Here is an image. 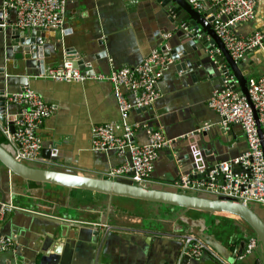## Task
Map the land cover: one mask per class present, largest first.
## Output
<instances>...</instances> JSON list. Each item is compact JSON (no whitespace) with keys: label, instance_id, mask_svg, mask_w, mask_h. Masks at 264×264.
Wrapping results in <instances>:
<instances>
[{"label":"crops","instance_id":"0c3cea01","mask_svg":"<svg viewBox=\"0 0 264 264\" xmlns=\"http://www.w3.org/2000/svg\"><path fill=\"white\" fill-rule=\"evenodd\" d=\"M82 1L66 0L63 28L62 30L49 29L44 31L47 35L45 43L49 42L53 46L60 41H66L69 43V47L77 46L91 51L94 50L97 37L101 36L108 59L95 61L93 65L97 70H101L99 73L104 74L109 73L114 68L134 65L146 57L153 48L159 47L157 40L160 37L159 30L161 27L157 24L155 16L159 8L150 4V1L88 0L86 7ZM213 9L214 6L211 2V4H206L204 12L209 16V12ZM77 12H81L80 17H76ZM255 30L261 31L264 36V0H258L252 20L238 22L233 29L235 34L242 37L251 35ZM166 37L167 35H165ZM216 51L220 54L218 49ZM58 54L59 52L56 53L54 49L51 56L55 57ZM242 61L247 66V69L242 68V72L249 74L248 82L264 73V52L262 50L256 49L248 52ZM53 65H58L57 57H55ZM30 81L31 87L39 92L46 101H51L56 105L54 112L46 117L38 128V135L43 141H54L62 146L59 149L61 156H58L56 160L41 156V159L36 162L37 164L50 167H71L78 172L102 176L108 175L110 166H118L127 159L126 157H119L115 152L96 155L93 153L94 151L91 150L90 152L88 149L90 124L92 122L111 124L120 115L110 81L56 82L40 77H32ZM158 87L160 89L158 100L145 112L129 113V121L146 123L153 121L154 129L160 128L163 132L168 130L169 135L185 132L194 126L197 128L204 122L213 123L214 125L210 130L213 134L212 140L222 137L225 146H220L215 141L217 153H219L216 156L201 155L204 165L213 163L215 158L223 157L226 159L228 155L232 156L241 151L242 146L236 148L234 145L238 139L244 138L242 132L237 128L238 125L234 124L230 131H225L219 125L220 116L207 105L213 92L211 83L208 81L197 82L196 84L187 83L186 77L180 76L176 66L173 65L163 71ZM124 93L132 101V95L127 90H124ZM170 123H175L176 127H170L168 125ZM0 139L4 140L2 133H0ZM146 141L147 134L144 128L138 129L135 142L144 144ZM240 142L242 144V141ZM196 162L197 159L193 158L187 163V168L192 167L193 164L195 166ZM168 167L169 163L166 156L157 152L155 167L153 165L152 171L155 181L162 182L161 180H165L171 175ZM182 169L186 170V167L183 166ZM48 188L49 185H46L45 189ZM50 190H55V193L47 200L33 198L29 200L35 203L32 211L35 213L39 211L41 214L55 217H61L63 213L73 215L76 211L80 214L82 219L80 221L94 225L100 221V214L102 215L108 209V202L115 203L114 210L107 213V221L110 225L108 229L113 228L112 233H108L106 239L100 235L103 242L100 245V252L97 254V264H172L178 258L176 240L169 241V239L164 238L160 243L156 237L150 235V233L158 235L154 231L131 234L132 226L141 229L150 222L161 225L164 220L168 227L167 231L172 234L171 232L178 223V208L173 209L162 204L123 197L109 198L102 193L82 190L68 192L60 190L59 187ZM57 190L62 192L61 196L57 195ZM41 191L40 197H42ZM46 194L49 196L48 193ZM251 205L264 207L258 203H251ZM21 206L29 208V205ZM193 217L195 219L204 217L206 223L216 227L219 232L222 229H228L232 238L238 237V241L242 239L240 229L234 224L236 219L229 214L200 212L197 215L194 214ZM15 221L18 222V219L13 217L12 211L0 222V228L7 232L10 223L15 224ZM236 221L243 224L242 220L237 219ZM113 224H117L119 227L116 228ZM19 225L25 227L24 229L20 227L21 230L18 234L21 244L27 247L26 250H29L33 247L34 240L39 234L32 231L28 223L23 224L22 220L19 221ZM113 230L117 231L113 232ZM219 235L221 240L232 250L236 244L235 241L226 235ZM129 236L132 237L128 238ZM147 237H151V239L148 241ZM247 239L248 237L243 246ZM61 242L58 246L51 244L48 247V261L44 264H81L86 259L87 264H89L88 261L92 257V252L94 253L96 250L91 251L84 246L88 243H80L79 246H76L75 241L71 245H65L64 239ZM8 251L0 252L1 264H9L10 257L14 256L11 251ZM207 253L209 255H205L199 264H223L220 260L224 259L222 256L218 254L219 259L211 253ZM180 254L181 252H179V256H181ZM262 257L261 248L257 245L253 252L246 254L241 260H234V264H263ZM26 259L29 264L30 262L39 264V257L34 262L28 257Z\"/></svg>","mask_w":264,"mask_h":264},{"label":"water","instance_id":"95a60500","mask_svg":"<svg viewBox=\"0 0 264 264\" xmlns=\"http://www.w3.org/2000/svg\"><path fill=\"white\" fill-rule=\"evenodd\" d=\"M87 1H82L85 7L87 6ZM148 1L156 8H159L155 16L157 24L161 28L159 30L160 37L157 40L159 47L155 48L160 49L173 58V62L168 68L175 65L180 76L186 77L187 83L196 84L197 82L208 81L211 83L212 90L219 89L223 82L224 73H229L236 79L233 88L239 94L244 95L251 103L247 91L249 74L242 72V68L247 69V66L242 61L243 59L235 61L230 56L222 40L215 33L213 26V12L215 8L209 12V16L204 12L206 4H211V0ZM195 1H201L203 7L201 9L194 8L193 2ZM1 3L2 0H0V127L2 125L4 126L6 121H8L9 131L13 132L14 128L11 120L13 115L19 110V106L7 104L3 97L5 92L21 93L26 87H31L30 78L38 77L46 67L55 66L53 65L55 57L58 58V65L62 64L65 58H69L74 67L90 75L101 71L94 67L93 62L106 61L108 55L101 36L97 37L94 50L91 51L77 46L69 47V43L66 41H60L53 46L49 42L45 43L44 41L47 35L43 30L24 31L12 25L15 21L14 10L10 11L7 24L3 26ZM80 15L81 12H77L76 17H80ZM231 27L233 30L236 26L233 25ZM165 35L167 37L170 36L169 38L171 39L169 40L167 37L166 39ZM54 49L56 53L59 52L55 57L51 56ZM216 49L219 50L220 54ZM86 81L90 80L83 82ZM91 81L97 82V80ZM47 102L56 107L55 103L51 101ZM117 108L120 114L118 103ZM147 110L148 108L133 109L131 112H145ZM157 114L159 113L157 112ZM254 114L256 116V112ZM118 121H121V114L113 123ZM95 124L99 123L92 122L90 124V143L88 144L90 152L92 150L91 127ZM174 124L170 123L168 125L170 127H176ZM154 127L153 121L148 123L149 129H154ZM237 128L243 135L241 125L238 124ZM210 130L196 131L194 126L185 132L174 135H169L168 130L166 132L164 130L163 133L166 138L173 139L172 144L170 148L161 147L157 152L163 153L168 159V170L171 175L166 177L165 180H161L162 182H159L155 181L152 172L149 181L145 183H137L128 177L99 176L78 172L71 167H50L37 164L36 162L20 161L15 157L14 147L7 140L6 136L3 135L4 140L0 139V199L4 202H12L19 206V208L13 210V217L17 218L18 222L15 221V224L10 223L7 232L3 228H0V236L12 237L14 240V246L9 250L14 256L10 257L9 264H29L26 257L33 262L39 257V264H44V262L48 261V247L51 244L52 246L54 244L55 246L60 245L63 239L64 243H66L65 245H71L75 241L77 243L76 246H79L78 244L80 243H88V245L84 246L91 251L97 250L98 248L97 253L96 250L94 253L92 252V257L90 254L91 259L88 261L89 264H97V254L100 252V245L103 242V238L100 239V235H103L106 239V235L112 233L111 230L113 229L105 228L101 224L108 223L107 213H111L114 210L116 207L115 203L112 201L108 202V209L102 215L100 214V221L94 225L80 221L82 219L76 211L73 215L63 213L61 217L49 216L47 214H41L39 211L37 213L32 211L35 203L29 200H32V198L47 200L48 197L55 193V190H50L51 188L54 189V187H59L62 191H89L105 194L109 198L115 196L123 197L162 204L170 206L173 209L178 208V223L173 229V232H171L172 234H169L170 232L167 231L168 227L164 223L165 220L161 225L150 222L147 226L141 228L142 230L132 226L133 230L131 231V234L154 231L158 235L151 233L150 235L156 237L157 239H154L160 243H162V239L164 240V238L169 239V241L176 240L178 247L176 254H178V258L172 264H199L205 255H209L207 252H204L198 258H193L187 254H180L181 256H179V252H181V236L188 233L197 236L211 246L217 254L232 264H234L235 250L241 252L245 239L253 235L258 241V247L260 246L261 248L264 264V207L243 204L227 196L215 195L203 191L192 192L174 186V183L178 181L180 176H187L190 179L200 177L203 173L206 174L217 162L233 158L247 149L245 139H238L234 145L236 148L242 146L239 153L232 156L228 155L226 159L223 157L215 158L213 163L207 165L202 164L203 157L201 155L216 156L219 153H217L215 141L220 146H225L222 137L220 139L217 138V140H212L213 134ZM144 131L147 134L145 128ZM0 133H2L1 130ZM240 141H242V144ZM41 145L42 158L56 160L58 156H61L59 149L62 146H59L57 142L41 140ZM92 152L97 155L100 153L111 154L114 151L102 152L92 150ZM126 158L128 160L130 159L129 154L126 155ZM193 158L197 159L196 165L194 166L193 164L192 167L187 168V163L192 161ZM155 160L153 161L154 167ZM183 166L186 167V170L182 169ZM198 168L203 170V173H200ZM46 185H49L48 189H45ZM40 191L42 197L39 195ZM61 194L62 192L57 190V195L61 196ZM21 205H29V208ZM200 212L209 214L226 213L233 216L236 220H242L243 224L234 219L236 221H234V224L241 231L242 239L238 241V237L232 238L228 229H222L219 232L216 227L214 228L211 224H207L204 217L195 219L193 217L194 214L197 215ZM20 220H22L23 224L28 223L30 229L39 234L34 240L33 247L29 250H26L27 247L21 244L20 235H18L21 228H25L23 225H19ZM113 225L116 228L119 227L117 224ZM219 234L221 236L226 235L235 241L236 244H234L232 250L221 240ZM131 237L129 236L128 238ZM149 239L151 237H147L148 241ZM30 264L32 263L30 262ZM81 264H87V259Z\"/></svg>","mask_w":264,"mask_h":264},{"label":"built area","instance_id":"2783aa9c","mask_svg":"<svg viewBox=\"0 0 264 264\" xmlns=\"http://www.w3.org/2000/svg\"><path fill=\"white\" fill-rule=\"evenodd\" d=\"M211 2L215 8V33L235 61L242 60L248 52L256 49L264 52V36L261 31L255 30L251 35L242 37L235 34L231 27L238 22L252 20L258 0ZM1 5L3 26L7 24L10 11L14 10L15 21L12 25L19 30H62L66 0H2ZM193 7L201 9L202 2H193ZM172 62L173 58L169 54L155 48L134 65L113 69L107 74L89 75L74 67L71 59L65 58L60 65L46 67L38 77L56 82L110 81L121 121L93 125L91 148L102 152L114 151L124 158L129 154L130 159L111 167L108 175L128 177L137 183H145L149 181L153 171L157 150L161 147L170 148L173 139L166 138L160 128L149 129L146 122H129V113L133 109L148 108L158 100L159 80ZM235 83L234 76L225 72L221 87L213 90L207 105L220 116L219 125L225 131H230L234 124L241 125L247 149L233 158L217 162L206 174L200 170L203 173L200 177L190 179L180 176L174 186L192 192L203 191L227 196L243 204L258 203L264 206V73L248 82L247 91L251 103L233 88ZM124 90L132 95V101L125 96ZM3 97L7 104L19 106L11 120L13 132L9 131L8 121L0 127L14 147L16 159L25 162L39 161L42 145L38 128L54 112L55 106L49 104L32 87H26L21 93L5 92ZM213 125L204 122L196 131H208ZM140 128L147 130V142L144 144L135 142L136 132ZM17 208L19 206L14 203L0 199V222ZM101 225L110 227L108 223ZM257 244L255 236H249L242 251L235 250L234 260H241L246 254L253 252ZM13 246L12 237L0 236V252L10 250ZM204 252L219 256L197 236L189 233L181 236V255L198 258ZM220 260L223 264H232L225 259Z\"/></svg>","mask_w":264,"mask_h":264}]
</instances>
